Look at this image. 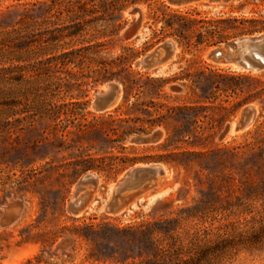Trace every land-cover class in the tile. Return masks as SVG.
<instances>
[{
  "label": "rangeland",
  "instance_id": "obj_1",
  "mask_svg": "<svg viewBox=\"0 0 264 264\" xmlns=\"http://www.w3.org/2000/svg\"><path fill=\"white\" fill-rule=\"evenodd\" d=\"M67 1L75 10L79 6L78 0H0V219L8 203L23 205L14 223L0 225V264H264V92H258L264 70L239 71L214 60L211 52L225 42L196 46L175 38L164 39L177 45L168 63L136 65L164 41L153 37L162 23L153 24L150 18L162 1L181 10L197 8L209 18L264 21V0H193L182 5L142 0L106 21H94L88 33L75 37L63 33L81 21L70 19L75 10L70 14L64 9ZM96 16L90 13L87 19ZM101 28L116 33L102 37ZM42 36L58 48L39 56ZM89 41L106 42L109 60L125 47L138 54L130 68L137 86L129 106L118 112L123 86L117 80L95 83L101 65L92 59L67 65L54 60L47 65L52 77L37 76V59ZM210 69L220 75H201ZM184 71L200 88L182 89L183 82L191 84L175 80ZM244 72L251 77L240 76ZM84 73L88 77L82 78ZM148 75L170 80L156 100L166 105L161 109L164 123L153 129L133 119L148 118L146 109L158 116L155 107L131 106L136 93L149 100L156 92ZM66 80L87 84L66 92L58 85ZM110 81L121 84V97L116 106L98 112L93 107L96 93ZM246 97L255 99L240 106ZM197 99L204 100L202 106L192 102ZM249 104L257 109L252 125L223 135ZM53 107L65 111L57 113ZM74 107L83 115L67 113ZM169 107L176 109L170 112ZM155 131L161 137L154 142L132 141ZM86 159L98 166L86 172L96 173L99 182L89 188L86 209L75 216L69 201L85 173L77 176L76 164ZM154 162L163 164L167 174L144 186L118 213H107L104 204L116 180L133 165Z\"/></svg>",
  "mask_w": 264,
  "mask_h": 264
},
{
  "label": "trees",
  "instance_id": "obj_2",
  "mask_svg": "<svg viewBox=\"0 0 264 264\" xmlns=\"http://www.w3.org/2000/svg\"><path fill=\"white\" fill-rule=\"evenodd\" d=\"M79 6L75 9L73 6L74 3H70L71 1H67L64 4V9L67 10L68 13H73L71 16V20L75 19L81 20L77 24L73 26H69L67 32L64 34L66 37H75L77 35H84L88 33L87 26L91 23L95 22H103L108 20L109 17L113 16L117 12H122L129 5L136 4L142 0H78ZM148 1V0H146ZM91 14L97 13V16L94 19H87V16ZM75 14V15H74ZM150 18L153 19V24L161 22L162 25L160 27L159 32L154 31V38L157 42L162 41L166 38H175L179 43H187V44H195L198 45H207V46H218L227 42L229 39L244 35V34H253L256 32H260L264 30V21L256 18H209L202 14L200 10L197 8H190L187 10H181L179 8H172L170 5H167L165 1L161 2V6L157 9H153L150 14ZM152 28V26H150ZM48 31V30H46ZM116 30H107L106 28H101L98 30V33L102 37H113L115 35ZM118 32V31H117ZM49 33V32H47ZM52 33V32H51ZM62 33V34H63ZM46 34V33H45ZM50 34V33H49ZM48 35V34H46ZM40 39L38 44H40L39 51L37 54L42 56L47 50H52L58 48V45L53 41L45 39L44 36ZM55 37V34L51 36ZM42 42L44 44H42ZM90 42V41H89ZM107 43L100 41L96 43H88L83 44L79 48H67L63 53L48 57L46 59H40L36 61L35 71L37 72V76H43L48 79L51 74H49V67L47 66L54 60H60L62 64H72L78 63L84 64L87 60H94L99 65H101L100 69L96 72L98 76L94 78L95 83L99 81L104 82L107 80H117L123 86V102L115 109L118 112L122 107L126 104L129 106V102L131 101V96L133 94L134 88L137 86V78L134 73L131 71L132 62L137 57V53L133 51L132 47H125L123 50L117 55H111V60L108 59L107 55H110L111 50H108ZM119 67L118 70H114V67ZM209 73L205 72V70L201 71V75L213 77L216 75H220L215 72V70L210 69ZM223 71V69H220ZM129 72L126 76H122L123 72ZM73 75L74 73H70ZM140 74V73H137ZM240 76L251 77L250 73H240ZM74 76V75H73ZM82 78L88 77L87 73L81 75ZM141 76V75H140ZM52 77V76H51ZM62 78V77H59ZM147 82L156 88V92H153L149 96V100H140V92L136 93V100L132 102V107L135 109H140L144 105L149 106L150 108L155 107L156 111H158V116H153L154 112L147 110L148 118L142 119L141 117H137L133 119L135 122L141 121L143 123H148L149 127L153 129L157 125H161L164 123L165 114L162 113L163 107H166L165 103H160L156 101L160 99L163 95L164 87L170 80L162 79L161 77H146ZM175 80L181 81H189L190 85H187L185 82L182 83V89L185 90L187 88H191L195 91V89L200 88L196 78L191 77V74L187 72H183L182 75L175 77ZM79 81V79H77ZM260 86L258 87L259 94L264 92V82L259 81ZM72 82L71 80H66L65 82H58L59 87H65L66 92H70L74 87L77 89H81L84 84L87 82L82 81V83ZM255 98L246 97L243 101H241L240 106L245 103L253 101ZM204 100H195L192 101L196 106H202V102ZM187 103V102H185ZM187 106V104H185ZM84 104V103H83ZM79 105V103H75L74 106ZM79 107V106H78ZM131 107V108H132ZM225 107V106H224ZM181 108V107H179ZM53 111H57L55 107L50 108ZM175 107H169L167 110L170 112L175 110ZM64 108L59 107L57 113H64ZM72 115H83V113L78 110V108H72L69 112ZM131 114V112H129ZM144 129V128H143ZM139 132L144 131L142 128L138 130ZM81 165V166H80ZM80 166V168H79ZM78 167V168H77ZM98 166L95 164L94 160L86 159L82 160L76 164V172L77 176L86 172L88 170H98Z\"/></svg>",
  "mask_w": 264,
  "mask_h": 264
},
{
  "label": "water",
  "instance_id": "obj_3",
  "mask_svg": "<svg viewBox=\"0 0 264 264\" xmlns=\"http://www.w3.org/2000/svg\"><path fill=\"white\" fill-rule=\"evenodd\" d=\"M173 5H182L193 0H168ZM221 2L222 0H212ZM137 12V10H134ZM139 23L135 25L137 29ZM177 50L174 40H164L152 52L143 56L136 62L137 66L153 67L168 63ZM214 60L223 64H232L239 71L260 72L264 70V32L259 34H244L235 37L224 43L220 48L211 52ZM177 90V87H173ZM121 97V84L117 81L107 83L106 89H101L96 93L93 107L98 112H105L116 106ZM257 116V109L249 104L242 108L238 120L226 126L223 135L231 131H244L248 129ZM161 137L160 131L153 132L150 136H137L133 142L146 144L156 141ZM167 174L166 167L161 163H143L130 167L119 179L116 180L111 189L110 200L104 204V209L109 214L118 213L124 206H128L129 201L136 196L139 191L164 177ZM99 177L94 172H85L77 182V188L69 201L68 210L71 214L78 216L87 207L90 197L89 188L97 186ZM21 201L8 203L0 219V225L9 226L15 222L22 211ZM70 240H66L62 245L67 246Z\"/></svg>",
  "mask_w": 264,
  "mask_h": 264
},
{
  "label": "bare ground",
  "instance_id": "obj_4",
  "mask_svg": "<svg viewBox=\"0 0 264 264\" xmlns=\"http://www.w3.org/2000/svg\"><path fill=\"white\" fill-rule=\"evenodd\" d=\"M231 132H232V131H231ZM121 209H122V208H121ZM121 209H120V210H121Z\"/></svg>",
  "mask_w": 264,
  "mask_h": 264
}]
</instances>
